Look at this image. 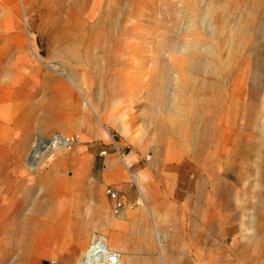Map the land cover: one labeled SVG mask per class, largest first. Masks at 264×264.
I'll use <instances>...</instances> for the list:
<instances>
[{
    "label": "rangeland",
    "instance_id": "1",
    "mask_svg": "<svg viewBox=\"0 0 264 264\" xmlns=\"http://www.w3.org/2000/svg\"><path fill=\"white\" fill-rule=\"evenodd\" d=\"M70 1L0 0V264L40 260L80 264L93 232L119 253V264H126L129 255L123 238L133 229L128 212L137 216L134 228L147 234L133 235L134 239L129 234L133 240L143 243L160 237L167 245L170 233L176 232L171 252L178 264H236L235 248L247 247L246 235L254 232L244 223H264V215L251 205L245 209L238 198L252 166L236 151L237 144L256 135L251 126L243 127L251 95L257 101L264 96V0L253 9L252 42L231 62L226 54L229 36L235 38L231 27L236 19L244 22L247 12L242 7L250 8L251 0H120V17L128 12L130 17L112 20V28L100 12L110 0H92L91 30L87 6L81 16L76 10L70 14V25ZM199 3L200 8L215 7L208 30L199 22L191 27ZM80 18L85 20L77 34L80 44L71 45L68 36L76 32L75 21ZM177 20L182 23L180 31ZM124 23L130 33H121ZM194 37L215 51L206 56L168 48L172 38L190 41ZM72 46L79 57L63 56L65 48ZM182 58L199 61L201 67L212 64L218 76L211 96L224 92L225 98L222 103L220 97L218 102L214 98L206 117H182L176 129L165 121L162 110L152 109V96L166 75L170 91L174 90ZM42 76L47 85L39 90ZM45 94L59 125L42 130L29 114L32 102ZM205 132L207 138L201 136ZM57 133L73 138L61 154L51 148L44 161L32 154L36 143ZM109 158L127 174L125 192L109 181L102 187L104 194L109 187L124 201L117 211L107 194L108 206L99 202L92 185L106 178ZM30 159L34 167L28 165ZM55 174L74 176L71 188L65 190V179L59 181ZM138 176L150 201L145 213L135 203L142 192L135 181ZM72 190L66 211L63 204ZM87 190L89 200L83 197ZM153 192L168 209L174 208L172 219L164 218L158 225L150 214L156 209L150 199ZM47 199L54 203L55 217L30 215L36 202ZM97 203L99 211L93 209ZM108 217L121 218L123 236H114ZM152 245L161 264L165 254L158 253L156 242ZM260 246L264 254V243Z\"/></svg>",
    "mask_w": 264,
    "mask_h": 264
},
{
    "label": "bare ground",
    "instance_id": "2",
    "mask_svg": "<svg viewBox=\"0 0 264 264\" xmlns=\"http://www.w3.org/2000/svg\"><path fill=\"white\" fill-rule=\"evenodd\" d=\"M207 1L210 2V0ZM186 2L190 3L193 2V0H185L184 3ZM200 3L197 4V8H196V10H198L199 7L200 11H198V13L194 11V15L192 16L193 20H191L192 23L191 27H195V23L198 24L199 22V26L201 25L208 30L213 25L211 23V20H212V14L215 11L214 10L215 7L211 5V6H201L202 8H200ZM259 4H260V0H251L250 3L247 5L250 6V8L242 7V10L247 12L246 19L243 20L244 22L242 23L238 22L239 19H236V21H234V23L232 24L231 27L232 33L234 32L236 39L234 37L231 38V35L228 38L227 46L230 43L229 46L230 49L226 50V54L228 60L230 59L229 62L235 59L236 56H239L242 53V51L245 50L246 45L252 42V37H253L252 28L256 16L253 9H255ZM84 6H85V0H72L71 12L73 10H76L79 12L81 16V13L84 11ZM184 12H185V8H183L181 13L183 14ZM72 20L73 19H70V25ZM75 24L77 25L76 32L74 33V31L73 32L71 31L68 36V39L70 40L69 43L71 45L74 42L80 44L77 34L79 33L81 27L85 25V20L82 18H80L79 20L77 19L75 21ZM181 25L182 23L177 20L176 22L177 31H180ZM112 26L110 28H112ZM69 28L71 29V26H69ZM115 35L116 33L114 34V36ZM196 37H194V39H191L190 41L188 40L179 41L180 39L172 38V40L170 39L169 41L168 48L172 52H180L183 50H187L192 53H198L206 56L211 55L214 48L212 50L211 45L209 46L205 44L201 45L200 42L196 41L197 39ZM77 44L75 46H77ZM75 46L65 48L63 52V56L66 55L72 59L78 58L79 54ZM215 48L218 49L217 46H215ZM217 59L219 60V58ZM198 62L196 63L195 61H193V59H190L189 62H186L185 60H183V58L180 59L179 62L180 69L177 76L178 83L175 84L174 90L170 91V86L167 85L170 83V79H169L170 76L166 75L164 76V78L162 77V79L160 80V84L158 85L152 96V101L154 106L152 107V109L154 110L155 108L156 110L157 109L162 110V112L164 113L165 121L172 124V126L174 125L173 128L177 129L176 126L180 127L182 123V117L186 115H188L192 120L195 117L196 118L200 116L206 117L209 113V110H211V108L213 107L214 98H217V102H218V99L220 97L219 103H222V100H224L225 98L224 92L223 93L219 92L214 94V96H211L213 90L215 89L217 90L216 88L217 76H218L217 70H214L213 68L212 70L211 69L212 64L210 63L208 64L206 63L203 67H201L198 64ZM225 65H226V61H225ZM185 72H187L188 75H186ZM39 86L41 87L43 86L42 81L39 82ZM257 106H260L261 108L259 112L258 109L256 108ZM34 108L39 112V116L36 121L37 126L45 127L47 125L52 124L53 121L51 119L50 112L48 110V103L46 96L41 97V99L35 103ZM252 116H253V120H252ZM245 118L246 119L243 124V127L248 128L251 126L254 130H256V135L251 139V141L249 140L247 142L239 143L236 145V151L241 153L242 156H245L247 164L252 166V170L250 169V171H248L249 175L246 177V181H244L246 188L239 193L238 198L239 200H242V202L244 203L245 209L249 205H251L258 211L259 215L262 216L264 215V96L261 97L260 101H257L255 96L251 95L250 103H248L247 106ZM201 136L207 138L209 134L208 132H205ZM230 138L231 137L229 136V139ZM68 141L69 138L67 136L61 133L54 134L53 136L47 139L45 138V140H41L38 143H36L32 151V154H34V156L38 157L40 160L44 161L45 160L44 158H46L49 155L47 154V152L51 150V148L55 149L56 152L55 154L57 155L61 154L63 150L66 148L65 145L70 143ZM28 165L30 167H34L35 166L34 160L30 159ZM217 185L218 184H216L215 182L216 190H217ZM135 202L140 206L138 207L141 210H145V207L141 206L143 203L142 197H139V199H137ZM54 212H55V208L53 201L51 199H47L45 201L36 202L33 210L30 211V215L34 213L51 218V217H55ZM150 214L152 216L154 225H158L159 222L165 221L164 219L165 217L163 216L161 211L156 210L155 208L154 210L150 211ZM165 215H166V220H168V218L172 219V213H170V211H166ZM29 220L30 218L28 219L24 218L25 222H29ZM202 221L203 219L201 218V220L198 221L199 223L198 226L200 225L202 226ZM134 222H136V219H134L130 223L131 227L133 226V229L130 228L126 233V237L123 238L124 242L129 244L128 246L129 248L127 251L129 256L128 259L126 260L127 261L126 264H158L156 260L157 256L153 255L156 252L155 248L152 245V242L154 241L157 244L156 247L158 253L165 254V258L163 259L162 262H160L161 264H178L177 262H175L171 252L174 232H171L168 237L170 244L166 245L165 243H162V239L160 237H158L157 240L153 239V241L149 239L147 240L145 239L142 240L143 243H141V241L133 240L129 236V234L138 236L139 233H143L144 236L147 237L146 233L141 232L138 229L134 228V226L137 225V223L134 224ZM244 224L248 226L247 227L248 229H253L254 232H250L249 235H246V238L248 237V239H250L249 245L247 247L235 248V253L238 255L236 257V259L238 260L236 264H264V254H261L259 250V246L262 243H264V223L247 222ZM100 236L101 235L96 234L94 232L92 233L91 240L88 242L86 249L81 256L80 261L78 260L80 264H119L120 263L119 253L116 250L109 248L106 240L104 238H101ZM215 255L217 256V253ZM159 256L161 257V255ZM219 256L222 257V254H219ZM222 261L225 262V258L221 259V262Z\"/></svg>",
    "mask_w": 264,
    "mask_h": 264
},
{
    "label": "crops",
    "instance_id": "3",
    "mask_svg": "<svg viewBox=\"0 0 264 264\" xmlns=\"http://www.w3.org/2000/svg\"><path fill=\"white\" fill-rule=\"evenodd\" d=\"M72 1V0H71ZM71 1H70V6H71ZM92 0H85V6H84V8H86V6H87V8H88V27L90 28V29H92V27H93V24L91 23V25L89 24V22H91L89 19L91 18V16H92V2H91ZM118 1V2H117ZM120 5V0H110L109 2H108V4L106 5V6H104V8H102L101 9V11L100 12H102V15H103V17H104V19H107V20H109V25H114V23H113V21L114 20H116V21H121L122 22V19L124 18V17H130V13L128 12L125 16H121L120 17V15H119V6ZM115 6V7H114ZM75 10H73L72 12H74ZM72 12H69V14H71ZM67 15V18H69L71 15ZM113 21H112V20ZM108 22V21H107ZM120 22V23H121ZM127 23V22H126ZM120 25V24H119ZM127 25L128 24H122L121 25V33H123V34H127V33H130V31L127 29ZM122 26H123V28H122ZM106 31L105 32H103L102 34L103 35H106ZM111 34H113V32L112 33H108L107 35H111ZM112 36V35H111ZM40 81H42V83H43V86L41 87V86H39V82ZM47 85V81H46V77L45 76H42L39 80H38V89L40 90L41 88H45L46 87V85ZM43 96H46V94L45 95H42L41 97H43ZM41 97H40V99H41ZM27 98V97H26ZM46 98H47V103H48V110H49V112H50V116H51V119H52V124L51 125H47V126H45V127H40V126H37L38 128H40V129H50V127H57L58 125H59V122H58V120H57V118L54 116V113L51 111V108H50V98L48 97V96H46ZM40 99H38L37 101H33L32 102V114H29V120L31 121V122H33V123H35L36 124V121H37V118H38V116H39V112L34 108V105H35V103L36 102H38ZM25 103H30V100H27L26 99V102ZM53 115V116H52ZM64 118H62V120H63ZM67 159H68V157H67ZM70 159V158H69ZM126 160H128V158H126ZM70 161V166L71 165H73V162H72V160L70 159L69 160ZM106 161V160H105ZM108 162V164L110 165V166H106V174H105V177L106 178H102V179H99V180H97L96 182H93V188L95 189V191H98V200H99V202L102 204V205H104V206H108V204H109V200H108V198H107V196H106V194H104L103 192H102V187H103V185H105V183H106V181H109V182H111V184L114 186V187H116V188H118L120 191H124L125 192V188H126V186H127V174H126V172H124L122 169H121V167L118 165V162L114 159V158H109V160L107 161ZM126 165L128 166V164L126 163ZM72 168V167H71ZM60 171V170H59ZM55 176V178L57 179V180H61V181H63V179H65V181H63L65 184V186L63 187L65 190H68V189H70L71 188V186L73 185V181H74V176H70V177H68V176H63L62 174H60V175H57V174H55L54 175ZM111 176H112V178H111ZM114 176V177H113ZM140 177L138 176L137 178H136V182L138 183L137 185H139L140 187H141V190H142V192L140 193L141 194V197H142V199H143V203L144 204H142L141 206L143 207H145V210H141L140 208H139V211H141V212H143V213H145V211L147 212V210H146V207L148 206V204H149V202H148V198H146V196H145V190H144V186L140 183ZM60 184H62V183H60ZM58 188H61V187H58ZM106 190V189H105ZM89 190H87V192L86 193H83V197H85L87 200H89L90 199V191L88 192ZM154 193V194H153ZM152 193V195L150 196V199L152 200L153 199V202L155 203V206H156V210H159V211H161V213L163 214V216L166 218V215H165V213H166V211H170V213H172L174 210V208H171V206H169V209L167 208V205H166V203H165V201L160 197L159 198V194H155V192H153ZM148 194H151L150 192H148ZM154 196H156V197H154ZM67 197V202H66V200H65V202H64V209L67 211V208H68V203H70V201L72 200V197H73V190L71 191V192H69L68 193V195L66 196ZM140 207V206H139ZM93 209L94 210H96V211H99V209H100V207H99V204L97 203V206H95V207H93ZM168 209V210H167ZM128 218H134V219H136V217L137 216H134L133 214H131V213H129L128 212ZM69 218H70V216H69ZM151 218H152V216H151ZM120 219L121 218H116V217H108L106 220H107V222L108 223H111V225H113V234H114V236H117V237H120V236H123V233L120 231ZM133 219V220H134ZM69 221H70V219H69ZM198 221H200V219L198 220ZM200 228H201V225L199 226ZM116 228H118V229H116ZM112 230V227L110 228V231ZM175 234H176V232H174V237H175ZM124 237H126V234L124 235ZM132 237H133V239H134V236L132 235ZM155 242V241H154ZM126 244V246L125 247H127V248H125L126 249V251H128V246H129V244H127V243H125ZM46 258V257H45ZM18 264V263H17ZM34 264H43L42 262H41V260L39 261V262H35Z\"/></svg>",
    "mask_w": 264,
    "mask_h": 264
},
{
    "label": "built area",
    "instance_id": "4",
    "mask_svg": "<svg viewBox=\"0 0 264 264\" xmlns=\"http://www.w3.org/2000/svg\"><path fill=\"white\" fill-rule=\"evenodd\" d=\"M69 138L68 142H71L73 138ZM106 194L108 195L109 199L112 201V209L114 211H117L124 205V201L121 197H119L118 193L111 188L107 187L105 190ZM136 203V202H135ZM137 204V203H136Z\"/></svg>",
    "mask_w": 264,
    "mask_h": 264
}]
</instances>
